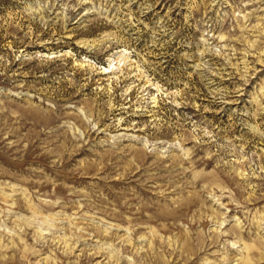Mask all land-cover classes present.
Here are the masks:
<instances>
[{"label":"rangeland","instance_id":"obj_1","mask_svg":"<svg viewBox=\"0 0 264 264\" xmlns=\"http://www.w3.org/2000/svg\"><path fill=\"white\" fill-rule=\"evenodd\" d=\"M0 264H264V0H0Z\"/></svg>","mask_w":264,"mask_h":264},{"label":"bare ground","instance_id":"obj_2","mask_svg":"<svg viewBox=\"0 0 264 264\" xmlns=\"http://www.w3.org/2000/svg\"><path fill=\"white\" fill-rule=\"evenodd\" d=\"M109 70L110 68H107V67L103 68L104 73L109 72Z\"/></svg>","mask_w":264,"mask_h":264}]
</instances>
